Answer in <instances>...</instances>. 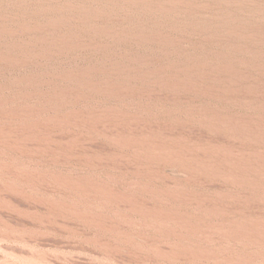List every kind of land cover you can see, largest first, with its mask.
Instances as JSON below:
<instances>
[{
    "label": "rangeland",
    "instance_id": "1",
    "mask_svg": "<svg viewBox=\"0 0 264 264\" xmlns=\"http://www.w3.org/2000/svg\"><path fill=\"white\" fill-rule=\"evenodd\" d=\"M25 1L17 9L19 0H0V29L13 14L17 23L48 16L39 1ZM189 1L212 8L157 12L70 0L89 15L99 10L92 28L69 25L90 47L39 46V59L0 63V127L21 125L6 116L21 107L36 108L31 119L46 122L53 108L112 111L130 122L127 137L139 130L182 151L160 156L80 125L53 129L81 139L70 153L0 145V264H264V189L254 183L264 185V174L204 165L264 149V137L238 128L264 124V0ZM17 42L0 33V51ZM71 70L77 78L53 77ZM102 83L126 93L109 94ZM83 181L115 195L80 188Z\"/></svg>",
    "mask_w": 264,
    "mask_h": 264
},
{
    "label": "bare ground",
    "instance_id": "2",
    "mask_svg": "<svg viewBox=\"0 0 264 264\" xmlns=\"http://www.w3.org/2000/svg\"><path fill=\"white\" fill-rule=\"evenodd\" d=\"M20 2L16 4L13 3V6L22 7L26 1L19 0ZM42 4L43 11L47 12V17L41 20H26L21 23H17L16 20L19 18L18 14H13L8 18H2L4 22L3 28L0 29V33L4 35H11L16 37L18 42L14 45H8V50L0 51V63L2 64H10L13 61H20L19 56L23 63H27L29 61L39 59L43 57L44 52H40L39 46H42L46 51L53 46H58L63 50H82L87 47H90V42L86 39H82L76 33H73L70 30V26L73 25H87L89 28L92 25V20L97 17L99 19L100 13L97 8H93L94 14H87V7L85 5H74L70 0H37ZM65 1V2H64ZM102 3H109L111 0H99ZM214 2L221 1L223 3L232 4V5H252L249 0H212ZM121 4H132V5H140L147 7L151 6V9L155 11H179L190 9L191 7H196L199 10L207 11L212 8V4L201 3L195 4L189 0H118ZM94 5V3H93ZM46 6V7H45ZM76 10L75 12H73ZM80 12V15L78 13ZM43 13V12H41ZM49 13V14H48ZM45 14V13H44ZM77 14V15H76ZM56 17L54 18V16ZM53 17V18H51ZM59 17V18H58ZM121 20V19H117ZM70 25V26H69ZM244 31L250 29L247 25H242ZM241 27V25L239 26ZM92 28V27H90ZM106 28V27H105ZM235 29V28H234ZM46 31H52L51 35H46ZM62 32V34L60 33ZM236 32V31H234ZM36 34H41V37H37ZM121 34H126L125 31H121ZM143 34V33H142ZM140 32H133V37L142 38ZM159 35V34H156ZM154 36V34L149 35ZM246 39L250 38H258L259 36L254 35V33L244 32L242 35ZM39 48V49H38ZM49 51V50H48ZM46 53V52H45ZM18 56V57H17ZM117 71V70H116ZM121 73V70H118ZM229 72V69H228ZM231 73V71H230ZM77 75L74 70L67 71L63 74L55 73L53 77L58 79H69L71 77H76ZM31 77H22V81H28ZM168 80V79H167ZM103 84V83H102ZM174 84V83H173ZM100 85V83L98 84ZM117 89V90H114ZM109 94L122 96L126 93L125 88H117L115 86H107L103 84L100 89ZM67 89H62L59 91V95L65 96ZM129 93V92H128ZM264 96V91L261 93ZM66 100V99H65ZM53 115L50 116L48 122L46 121H34L33 115H36L37 109L32 107H21L14 112H9L6 116L8 119H17L22 118L24 122L17 124L18 126H1L0 127V145L4 147H8L10 149H15L22 153H25L27 149L35 150L38 153L49 152L53 153L55 151H65L70 153L73 149V146L76 142H80L81 139L75 137L71 131H67L65 133L55 132L53 129L55 127L62 128L63 126H84L89 130L101 129L102 131H113L115 134L116 140L118 143L123 146H133L144 150H158V155H171L173 157L182 154V151L176 149L174 146L169 145L162 141H156L157 139L150 137L148 135L142 134L143 132L139 130H135L134 132L137 134H133V137H127L126 132H130L129 124L130 122L125 123V119L123 121H118L122 119L121 117H117L114 115V112H75L69 111L66 113H60L56 109H54ZM18 120V119H17ZM144 123V122H143ZM238 127V122H233ZM12 124V123H11ZM131 125V124H130ZM218 127V126H217ZM65 128V127H64ZM72 128V127H71ZM241 132L256 136V137H264V124H252L248 126H239L238 127ZM120 129V130H119ZM132 132V133H134ZM78 135V134H77ZM86 145L96 146V143L93 140H89ZM111 152L112 147H107ZM155 150V151H156ZM73 151V150H72ZM154 151V152H155ZM29 152V151H28ZM31 152V151H30ZM149 152V151H148ZM37 154V153H36ZM39 155V154H38ZM84 156V155H83ZM149 156V155H148ZM235 158L234 162L232 161L230 164L226 166H221L218 164H213L209 159H206L204 165L214 169L216 172H228L231 173L235 170H245L251 171L255 174H264V149L258 151L256 153H248L246 151L241 152L240 156H229ZM85 158L87 156L85 155ZM135 159V158H134ZM239 159V160H238ZM132 160V159H131ZM128 162V161H127ZM201 164V163H200ZM254 164L255 166H251ZM235 181L241 182V179L234 178ZM257 179H254L255 181ZM252 181V180H251ZM75 183V182H72ZM257 183V186L264 189V185ZM81 185V186H80ZM80 188H85L82 186H88L89 188L95 187L101 193L106 195L107 197H113L115 194L107 190L105 188H98V185L94 183H90L89 181H83V184H80ZM71 186V185H70ZM72 187V186H71ZM84 190V189H83ZM87 190V189H86ZM122 199V198H121ZM172 211V210H171ZM264 224V223H263Z\"/></svg>",
    "mask_w": 264,
    "mask_h": 264
}]
</instances>
